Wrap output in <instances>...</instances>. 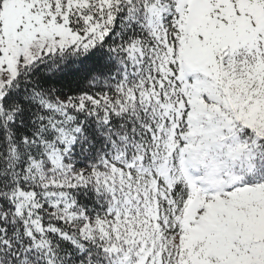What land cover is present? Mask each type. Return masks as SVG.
<instances>
[{
    "label": "snow or ice",
    "instance_id": "1",
    "mask_svg": "<svg viewBox=\"0 0 264 264\" xmlns=\"http://www.w3.org/2000/svg\"><path fill=\"white\" fill-rule=\"evenodd\" d=\"M0 264H264V0H0Z\"/></svg>",
    "mask_w": 264,
    "mask_h": 264
}]
</instances>
